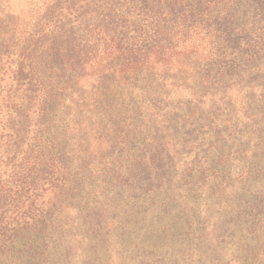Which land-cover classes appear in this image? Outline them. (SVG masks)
Masks as SVG:
<instances>
[{"label":"trees","instance_id":"16d2710c","mask_svg":"<svg viewBox=\"0 0 264 264\" xmlns=\"http://www.w3.org/2000/svg\"><path fill=\"white\" fill-rule=\"evenodd\" d=\"M196 30L210 40L208 56L183 52L181 65L172 67L167 60ZM214 49L225 50L220 66L214 63ZM253 49L264 52V0H0V116L7 130L10 123L17 128L10 134L9 152L16 155L11 159L6 152L11 167L4 174L7 179L0 180V218L1 211L23 195L25 209L56 214L64 206L74 209L79 221L77 228L40 224L17 227L9 237L2 232L0 264H69L82 251L80 235L73 230L84 233L86 240L101 229L105 241L114 239L117 230L127 228L132 235L138 228L130 223L138 219L142 201L153 207L159 199L179 193L188 201L197 178L199 186H205L207 178L210 184L220 180L219 187L225 190L230 174L222 166L231 164L233 154L242 166L237 187L255 189L251 196L239 190L233 212L256 228L248 226L250 235L228 243L237 253L229 264H264V240L258 250L259 244H253L264 236L260 225H264V125L247 134L248 149L235 143L228 154L220 153L219 166H202L199 171L195 165L202 161L208 165L200 149L211 148L222 138L217 127L200 123L206 115L213 125L219 123L228 104L226 85L244 82L248 91L262 88L258 81L264 76V56L258 57ZM171 69L181 75L168 74ZM177 78L186 89L189 81L195 86L202 105L210 99L208 111L191 109L189 120L167 113L161 85L176 87ZM152 91L157 99L149 101ZM219 94L223 100L213 102ZM218 102L220 107H215ZM256 104L259 100L252 102ZM230 109L231 105L225 111ZM246 112L249 119L257 115ZM187 127L192 132L179 133ZM193 149L195 153H189ZM54 151L60 153L58 161ZM169 154L194 161L175 168ZM50 176H56L60 185H45ZM237 190L230 192L231 197L236 199ZM35 192L47 196L45 207L40 208L43 197ZM122 204L127 217L118 222L113 212ZM102 220L106 226H101ZM216 231L203 236L211 247L219 238ZM4 235L7 239H2ZM144 235L153 237L151 231ZM145 236L141 243L148 241ZM153 241L148 252L152 258L171 250L178 256L181 250L180 259L190 258L183 244L157 237ZM138 249L135 246L130 257ZM139 253L146 254L143 247ZM200 255H191V264H211ZM178 256L153 264H180ZM116 261L127 263L120 256ZM132 264L149 263L143 258Z\"/></svg>","mask_w":264,"mask_h":264},{"label":"rangeland","instance_id":"374dc122","mask_svg":"<svg viewBox=\"0 0 264 264\" xmlns=\"http://www.w3.org/2000/svg\"><path fill=\"white\" fill-rule=\"evenodd\" d=\"M260 27L262 28V25H260ZM190 36L192 38L189 42L181 43L180 41L181 45L175 51V54L172 56V58H169L167 60V63L171 64L172 67L177 68L181 65L183 52L193 51L203 54L204 56H208V53L210 52L212 47L210 44V40H204V37L199 30L191 33ZM250 37L251 39H254L253 35H251ZM215 45L216 44H214V46ZM252 51L253 53H256L258 57L264 56V52H260L259 49H253ZM213 52L214 63H217L220 66L221 63L225 61V50L221 51L220 49H214ZM172 73L173 76L181 75L178 73V71L171 69L168 74ZM160 83L162 84V82ZM181 84L186 85L185 83H183V80L177 78V82L175 83V85H177L176 87L172 86L171 83L161 85V92L164 97L162 98L161 96L160 99H163V101L165 102L167 113L174 112L173 119L174 116H177V114H181L185 116V120H189L188 117L189 115H191V109L195 110V108L198 107L201 108L200 111H208L207 105H209L210 99L208 98V101L206 99L204 101V104L202 105L203 98H197L198 96H200V94L197 93L198 90L195 88V86H193L190 81V89L184 88ZM258 84H261L263 89L260 87V89L254 88L249 89L248 91L244 88V82H229L226 85V89H228L226 102H228V104L225 108H227L228 106L230 107L231 105L230 111H225L224 108L223 112L220 113L221 115L218 116L220 120L219 123H215L214 125L207 120V115L206 117L201 118L203 119L201 121L202 123H200L201 127H203V125L207 126L208 128L217 127V135H221L222 138L217 143L213 142L211 148H205L203 146L200 149V152H205L202 157L208 160V165H206L207 163L205 164L204 161H202L201 164H198L199 162H196L195 165L197 170L200 171L202 166H212L214 164L219 166L220 153L228 154L232 149L231 146L235 143L236 146H241V148H249L247 146L248 143L251 142V140L248 139L247 134H251V132L255 131V128L257 126L264 125V76L261 77V79L258 81ZM3 89L4 87L1 88V90ZM153 92L154 91L151 92V97L148 98L149 101L157 99L153 96ZM218 100H223L220 94L217 98H215V100H213V102L217 103ZM258 100L259 104H256L254 107V105H252V102L255 101L257 103ZM197 102L199 104H197ZM198 105H201L203 107H200ZM215 107H220L219 102ZM245 110H253L255 114H257L256 117H254L253 119H249V114L247 112L245 114ZM7 112L11 111L7 109ZM178 117L179 116H177V118ZM226 120H232V123L228 125L225 123ZM253 121L256 122V125L253 124ZM11 125L12 124L10 123V125L8 126L9 129L7 130L6 126L2 124V117L0 116V180L2 178H4V180L7 179L6 175L4 174H6V171L11 167V165H9L10 161L7 158V154L11 159H13L14 155H16L15 153H9L11 151L10 134L16 133L17 131V128L11 127ZM173 125L175 126V124ZM226 129L229 130L228 134L233 135L235 139H229V135L226 133ZM187 131H189V133L190 131L192 132V130L187 127L182 128L179 133L184 134L187 133ZM189 135L192 138L198 137L194 134ZM66 140L68 141V139ZM207 141L209 143L212 142V140L210 139H207ZM205 144H207V142H205ZM189 153L194 154L195 150L193 149L189 151ZM237 156L238 155L233 154L230 159L231 164L227 162L224 166H222L224 167V169H228L226 173L229 172L230 174V179H228L225 184V190H223L222 187H219L220 180L216 184H210L207 178V181H205L204 183L205 186H199L200 184L197 178L193 183L195 191L190 193L191 198L188 201L182 198V193H179V195L175 197L171 196L159 199L158 201L160 204L154 205L153 207L148 206V204H145V202L143 201L139 203L137 211L140 215L138 216L137 220L134 221L133 219V222L130 223V226H137L138 230L132 235L128 234L129 232L126 231L127 228L126 230H117V236L119 237L116 236L117 238L115 237L112 240H107V242L104 240L105 230L101 229L98 235L89 233L90 240H86L84 233H80L79 231L74 230L72 231L70 229L73 233H78V235H80L77 240L82 241V251L78 252L77 256H75V259L73 258V261L69 264H115L117 262L116 258L118 256L122 257L123 260H127L126 264H132V261L134 262L136 260H142L143 258L148 259L149 264H153L156 261L160 262L164 261L165 259L175 258L176 256H178L174 252V250L168 251L169 253L161 252L157 254L155 258H152L150 254L148 255V252L150 250H153V239H155L156 237L157 239L164 240V242L168 244L176 241L179 244L178 246H181V244H183V246L181 247H187V250H189L187 252L189 253L190 258L188 259V256H185L183 259H180V250L178 253L180 264H191V255L195 253H198L199 255L203 254V257L207 259V262L211 264H229L230 261L233 260L232 258L237 256V253L234 252V248L232 247L233 244L231 245L228 243L237 241L239 242L241 240V237L245 239L246 235H250V233L256 228L255 224H252V221L246 223L240 216H237L233 212L234 210H236L237 206L234 201L239 200V196H241L239 194V190L241 193L243 192V190L246 191V196H251L255 193L254 188H248L246 190L245 185L237 187V183L240 182L242 171V166L237 165ZM53 157L58 161V158H60V153H56L54 151ZM181 157L182 156H171L169 154L168 161H172L173 164H175V168L181 166V162L191 164L194 161L193 157L187 159L184 158L181 161ZM57 164L58 166L60 165L59 162H57ZM71 169L72 167L69 169V175L67 177L65 176V178H67L66 187L68 179L71 180ZM202 171H204V169ZM262 182V185L264 186V177L262 179ZM50 183L60 185V183L57 182L56 176L48 177V179L45 181V185ZM215 185H218V187L215 188ZM235 188L238 189V196H236V199L234 197H231L230 194V192H232V190ZM197 189H199V191H197ZM68 192L69 191L67 189V193ZM36 194L43 197L40 202L44 204L42 205L40 203V208L43 206L45 207V203H47L45 198L47 196L38 192ZM25 201V197L21 195L12 202V205L9 208L5 210L3 209V211H1L2 217L0 219L3 224L0 225V234L5 231L7 237H9L12 234L11 231L15 230L17 227L23 228L24 226L32 225L39 226L40 224L43 226H75V228L79 226V221L76 218V212L74 211V209H67L63 206L61 208H58V212L56 214H52V212L51 214L48 213L49 210H46L44 213H42L39 212V209H25L22 204ZM67 202L73 204L72 200ZM126 211L127 208L122 204L118 208H114L113 215L119 222V220H121L123 217H127ZM46 214H48V219L45 216ZM106 225L107 224L105 223V221L103 222L102 220L101 226ZM260 225L264 226L262 224ZM83 226L84 227H81V230L85 232V225ZM248 226L251 227L252 231ZM122 227L124 228L125 226ZM88 228L93 229L90 226H88ZM128 230H130V227L128 228ZM211 230H217L216 233L219 236L217 243L214 244V247L207 245L206 241L203 238L204 234H208L209 232L211 233ZM150 231L153 234V237L150 235V237L147 238V236L144 235V232ZM6 235H4L2 239H7L5 237ZM144 236L148 241L141 243L140 239ZM160 236L161 238H159ZM94 238H99L100 240L97 241ZM263 240L264 236H260L253 241V244H259L257 246V250L259 249L260 243ZM134 244L137 248H139L138 253L134 257H130L131 255L135 254V252L133 251L135 247ZM141 247L144 248V251L146 252L145 255L139 253ZM117 253H119L118 256H115L117 255ZM238 258L241 257L238 256ZM130 259H132V261Z\"/></svg>","mask_w":264,"mask_h":264}]
</instances>
